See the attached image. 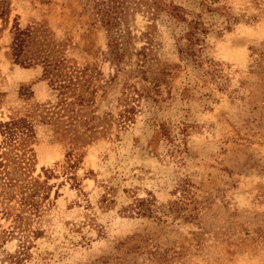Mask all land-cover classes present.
I'll use <instances>...</instances> for the list:
<instances>
[{
    "label": "rangeland",
    "instance_id": "obj_1",
    "mask_svg": "<svg viewBox=\"0 0 264 264\" xmlns=\"http://www.w3.org/2000/svg\"><path fill=\"white\" fill-rule=\"evenodd\" d=\"M163 1L197 56L138 14L119 68L85 0H0V264H264V0ZM62 57L83 107L43 78Z\"/></svg>",
    "mask_w": 264,
    "mask_h": 264
},
{
    "label": "trees",
    "instance_id": "obj_2",
    "mask_svg": "<svg viewBox=\"0 0 264 264\" xmlns=\"http://www.w3.org/2000/svg\"><path fill=\"white\" fill-rule=\"evenodd\" d=\"M210 1L216 2L218 0ZM85 8L86 11L91 12L94 22L98 23L105 30L108 40L109 56L113 65L119 68L126 59L128 46L134 37L131 31V24L136 21L138 14L147 16L152 22H157L162 14L166 13L171 21L179 24V27L183 25L182 27L185 32L182 34L181 40L184 39L185 43L181 46L180 53L187 61L197 56L198 51L196 47L201 41L200 35L206 33L204 26L201 27L202 24L195 20H188L177 9L167 5L163 0H85ZM26 36V32L20 31L19 29L16 30L15 38L11 46L13 51L12 56L16 62H18L23 52ZM146 55L145 53V62L147 60ZM145 62L143 61V63ZM41 64L44 68L43 78L49 82L53 90L58 92L62 106H71L73 104L81 107L85 106V98L76 93L80 87L79 84L85 85L87 83V80H84L83 77L84 71L72 69L67 65V60L63 57L59 59L45 58L41 61ZM144 67L143 65L140 67L144 70L142 72L143 74L146 73ZM151 84L153 85V89H156L160 83L158 80H153ZM72 98L76 100V103L70 101ZM14 126H16V123L5 124L3 127V133L7 137H10L11 140L17 134L16 131H13ZM71 155L69 154V161H71ZM74 167L75 161L70 166L71 171L69 174L73 179H75ZM32 184L31 187L22 188L20 202L24 208L37 209V202L35 200L39 194L37 186L41 185L38 181H34ZM7 234L8 236H13L14 231L8 232ZM21 239H25L22 234ZM21 244L24 250L25 243L22 242ZM10 262L13 261L10 260Z\"/></svg>",
    "mask_w": 264,
    "mask_h": 264
}]
</instances>
